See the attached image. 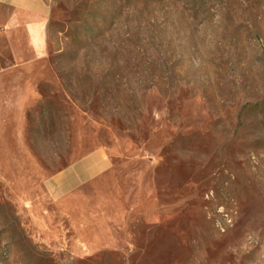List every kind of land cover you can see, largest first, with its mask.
Wrapping results in <instances>:
<instances>
[{
	"label": "rangeland",
	"instance_id": "rangeland-1",
	"mask_svg": "<svg viewBox=\"0 0 264 264\" xmlns=\"http://www.w3.org/2000/svg\"><path fill=\"white\" fill-rule=\"evenodd\" d=\"M45 1L13 188L23 160L0 159V264H264V0ZM95 150L104 215L80 248L28 213L40 180Z\"/></svg>",
	"mask_w": 264,
	"mask_h": 264
},
{
	"label": "crops",
	"instance_id": "crops-1",
	"mask_svg": "<svg viewBox=\"0 0 264 264\" xmlns=\"http://www.w3.org/2000/svg\"><path fill=\"white\" fill-rule=\"evenodd\" d=\"M49 15L45 0H0V64H5L0 66V159L23 160L12 174V188L24 162L32 158L25 145L26 115L40 101L37 84L42 80L39 70L48 60ZM10 138L16 144L12 156L4 145ZM2 167L0 162L1 174ZM108 175L110 164L105 152L95 150L40 180L43 196L33 202L28 215L41 230H48L55 218L65 222L75 244L89 248L86 232L103 212L98 188ZM29 206L26 202L27 210Z\"/></svg>",
	"mask_w": 264,
	"mask_h": 264
}]
</instances>
